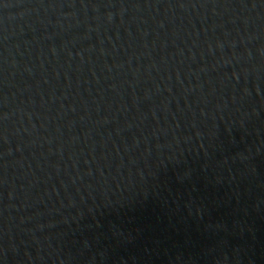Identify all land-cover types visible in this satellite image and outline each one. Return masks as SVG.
Listing matches in <instances>:
<instances>
[{
    "label": "water",
    "instance_id": "1",
    "mask_svg": "<svg viewBox=\"0 0 264 264\" xmlns=\"http://www.w3.org/2000/svg\"><path fill=\"white\" fill-rule=\"evenodd\" d=\"M0 264H264V0H0Z\"/></svg>",
    "mask_w": 264,
    "mask_h": 264
}]
</instances>
